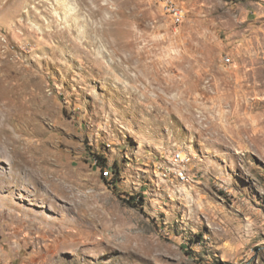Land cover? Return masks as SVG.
<instances>
[{
    "label": "rangeland",
    "instance_id": "374dc122",
    "mask_svg": "<svg viewBox=\"0 0 264 264\" xmlns=\"http://www.w3.org/2000/svg\"><path fill=\"white\" fill-rule=\"evenodd\" d=\"M0 264H264V0H0Z\"/></svg>",
    "mask_w": 264,
    "mask_h": 264
},
{
    "label": "bare ground",
    "instance_id": "6f19581e",
    "mask_svg": "<svg viewBox=\"0 0 264 264\" xmlns=\"http://www.w3.org/2000/svg\"><path fill=\"white\" fill-rule=\"evenodd\" d=\"M5 142H10V146H11L12 149L13 148H17V146H16L17 144L22 145V149L16 151V153H15V155L18 156L20 159H22V157H24L23 155H25L26 150H29V149L32 148L31 147L32 143L31 142H25L24 143V141L21 139V137H13V138L12 137H7ZM23 164H24V166L27 167V169H28V167H30L32 165L33 166L40 165L39 159L38 160L37 159L36 160L23 159ZM41 164H42V162H41ZM43 180L44 181H48V179L46 177H44Z\"/></svg>",
    "mask_w": 264,
    "mask_h": 264
},
{
    "label": "built area",
    "instance_id": "2783aa9c",
    "mask_svg": "<svg viewBox=\"0 0 264 264\" xmlns=\"http://www.w3.org/2000/svg\"><path fill=\"white\" fill-rule=\"evenodd\" d=\"M165 10L167 11V13L169 14V16L171 17V19L173 20V22L175 24H178L182 21V18L184 16L183 10H181V8H179L176 4H174L171 1H167L166 6H165ZM175 161H178L180 159V157L178 155H176V157L174 158ZM106 171H103L104 176H107Z\"/></svg>",
    "mask_w": 264,
    "mask_h": 264
},
{
    "label": "trees",
    "instance_id": "16d2710c",
    "mask_svg": "<svg viewBox=\"0 0 264 264\" xmlns=\"http://www.w3.org/2000/svg\"><path fill=\"white\" fill-rule=\"evenodd\" d=\"M93 157H94V163H95V165L97 166V167H100V169L102 170L103 168H105V166L103 165L104 164V162L102 161L101 162V157L98 155V154H93ZM111 168V170H112V172L113 173H116L115 172V168H116V165H113L112 167H110ZM101 178H102V180L105 182V183H107V184H109L110 182H108L109 180H107V178H105V177H103L102 175H101ZM112 181H114L115 179H113V178H110ZM111 184V183H110ZM129 199H133V198H129ZM129 199H128V201H129Z\"/></svg>",
    "mask_w": 264,
    "mask_h": 264
}]
</instances>
